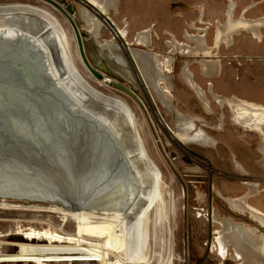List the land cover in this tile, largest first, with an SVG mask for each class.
<instances>
[{
    "label": "bare ground",
    "instance_id": "bare-ground-1",
    "mask_svg": "<svg viewBox=\"0 0 264 264\" xmlns=\"http://www.w3.org/2000/svg\"><path fill=\"white\" fill-rule=\"evenodd\" d=\"M75 3L77 7L73 13L67 8L69 14L75 18L68 14L66 16L75 26L76 35L73 34L68 23L61 19L63 15L60 18L47 7L29 1H1L0 66L2 70L8 68V63L2 60V57L5 56L4 51H10L11 46L15 47L11 50L14 58L17 56V66L25 65L24 71L31 68L35 73L29 64L21 61L23 60L21 56L24 55L31 63L36 62L39 72L35 75L37 77L35 79L43 85V92L46 94L47 90L53 92L55 97L52 98L54 101L58 100L56 103L60 106L58 109L62 111L63 116H67V119H72V116L75 123L78 122L93 133L94 140L99 138L97 142L95 141L97 147L105 146L112 152L113 157L110 155L104 166L100 164L106 169H103V172L100 171V174L97 171L98 176L92 180H87L79 173L75 184L67 183L73 194L64 191L65 194H62L65 196L59 197L49 196L47 189L41 190L39 185V187L35 185V182L43 185L50 182L49 174L51 173L44 164L47 162L48 153L32 155L36 158L31 159L33 163L39 164V166L36 165L37 169L32 170L34 173L32 176L40 177L38 179L17 181L3 177L0 170V207L21 208L17 201H11V198L15 197L49 203L47 208L33 207L34 210L39 211L58 212L61 209L57 205H63L76 224V232L73 235H66L58 231L32 230L26 234L24 245L26 248L43 250L41 253L47 257L48 254L58 256L60 264H91L93 260L98 261V264H147L154 257L152 248L160 238L159 233L165 230L167 234L168 231V236L172 238L175 227L172 224V216L165 207V194H163L165 184L162 171L156 165L149 152L151 149L149 150L147 146L144 115L150 116L157 128L156 131L165 136L169 145L184 136L188 140L187 143L191 145L202 148L217 146V140L206 135L202 129H199V136L204 134L206 137L190 143L188 136L195 131L196 127L194 120L188 119L176 105L178 100L174 96L175 85L172 77L175 64H178L181 80L197 94L206 111L213 113V103L222 108L227 106L231 110L232 122L236 126L260 136L261 153H259L263 156L264 105L236 96L226 98L216 94L212 84L208 86L209 92L198 84L191 64H197L200 67V72L203 73L201 76L205 80L219 78L222 72L220 59L209 57L214 49L208 44L207 34H205L207 30L197 35L186 32L184 35L186 42H179L174 37L166 43L170 52L162 55L150 49L154 45V33L151 29L139 31L133 43L128 44L131 36L128 19L124 21L123 28L118 27L117 24V21L122 18L121 0H75ZM256 7L257 5L249 7L237 19L235 17L237 6L234 2H230L226 21L219 22L217 26L218 47L220 44L233 47L236 37L244 33L262 41L264 18L250 20L246 17ZM196 29L192 25L190 30ZM104 30L111 35L109 40L102 39ZM79 37L88 63L81 53ZM71 39H76L78 42L81 62L84 66L92 74L96 71L103 76L99 79L93 74L99 79L96 85L86 81L79 73L77 63L74 64L70 51ZM4 46L6 49H3ZM212 56H215V53ZM190 57L199 59L190 63L187 61ZM93 66L97 70H93L91 68ZM7 72L13 78L15 77L12 71ZM118 80H122L124 82L122 86L133 94L123 91L127 95L120 96L103 90L112 85L115 87L114 84H118ZM163 111L169 116L168 121ZM47 119L49 121L50 118L47 117ZM51 123L50 129L46 126L48 130L40 131L43 136L41 138L44 140L42 142L46 141V147L51 146L50 152L57 150L59 152H56L57 154H62L63 150L55 145L61 136L53 132V126L55 125V131H57L58 124ZM222 125L221 121L219 128ZM32 138L39 143L35 136ZM32 165L26 161L18 163L17 167L28 169L33 168ZM236 165L239 173L247 172L239 161H236ZM10 170L13 169L8 171ZM191 170L197 173L199 169ZM56 176L62 177V175ZM249 188L251 193L237 198L225 197L220 191L217 193L233 213L249 216L258 225L264 227V214L251 206L248 201L250 196L258 194V188L254 185ZM96 213L107 218L108 227L112 225L111 236L123 238L121 252L110 249L104 240L99 241L97 245L95 241L86 239L85 231L90 228L89 225L97 224L98 216H94ZM214 222L220 228L215 234V247L222 257H226L231 248L240 264H264V232L220 213H215ZM7 237L17 239L19 235H0V238ZM46 258L38 259L36 264H47Z\"/></svg>",
    "mask_w": 264,
    "mask_h": 264
},
{
    "label": "rangeland",
    "instance_id": "rangeland-1",
    "mask_svg": "<svg viewBox=\"0 0 264 264\" xmlns=\"http://www.w3.org/2000/svg\"><path fill=\"white\" fill-rule=\"evenodd\" d=\"M19 1L38 3L55 12L60 18L63 15L61 19L65 23H68L73 34H75V26L68 21L66 16V14L70 15L67 10L69 6L73 10L76 9L75 0ZM230 2H234L237 6L235 13L237 19L253 5H257V7L251 10L246 17L250 20L264 18V0H121L122 18L117 21V24L118 27L123 28L124 21L128 19L131 29V36L128 39L129 45L133 43L136 33L144 29H151L154 33V45L150 49L162 55H167L170 52L166 43L169 40H173L174 37L179 42H186L184 38L186 32L197 35L207 30L205 34H207L208 44L214 49L212 51L213 54L209 55V57L220 59L222 72L219 78L205 80L201 76L200 67L197 64H191V69L196 76L198 84L205 91H208V86L211 83L218 95L226 98L236 96L247 100L238 96L239 89L244 90L240 83L243 76L241 72L243 67L241 66L253 65L256 62L264 64V33L262 41L256 40L244 33L242 36L236 37L233 47L229 48L225 44H220L218 47L217 26L219 22L224 23L226 21ZM70 17L75 18L72 15ZM74 22L76 23L75 20ZM192 25L197 29L190 30ZM110 37L111 35L104 30L102 39L109 40ZM123 42L126 44L125 41ZM0 45H2L1 42ZM70 45L71 56L73 61H75L74 64L76 65L77 63L76 67L79 73H81V76L86 81L91 82L92 85H96L99 79L81 62V53L77 40L71 39ZM13 48L15 49V47L11 46L12 50ZM3 49H6L5 46ZM11 49L10 51L3 50L5 52L3 55L5 56L2 59L8 63L7 67L9 69L7 68L5 71H12L15 76L14 80L17 83V56L14 58ZM214 53L215 56H212ZM24 57V55L20 57L23 58L21 61L29 64V67L31 66L35 74L38 75L39 70H37L38 66L36 62L31 63ZM192 57L186 58L187 61L193 63L199 59ZM232 65H234L235 71H227L228 68H232ZM91 68L97 70L94 66ZM89 73L91 75H88ZM172 77L175 85L174 96L178 100L176 105L188 119L194 120L196 127L195 131L188 136L190 143H195L208 135L217 140V146L214 148H202L194 144L191 145L187 143L188 140L184 136L179 137L178 140L169 145L165 136L156 131L157 128L150 119V116L148 114L144 115L147 146L148 149H151H149V152L155 160L156 165L162 171L165 184L163 190V194H165V207L170 212V216L173 219L172 224L175 227L172 238L168 236V231L167 234L165 230L159 233L160 238L157 239L152 248L154 257L147 264H240L231 248L226 257H222L216 249L215 234L220 228L214 222V215L215 213H220L224 216H231L236 221L244 222L251 226L257 227V225L248 218L249 216L241 217L233 213L218 196L217 191H220L225 197L230 196L231 198L240 197L245 192V189L242 187L241 174L237 170L238 166L236 168V161H239L251 173L249 180L261 185L262 197L264 198V156L260 154L259 150L261 138L255 133L250 132V134L248 131L236 126L232 122V113L227 106L222 108L213 103V113L206 111L197 94L181 80L177 63L174 66ZM117 83L123 85L124 82L118 80ZM253 83L254 79H252L251 84ZM103 90L116 93L120 96H125L124 94H126L113 87V85L103 88ZM245 92L248 91L246 90ZM47 94L50 98L55 97L53 92L49 90H47ZM247 95L258 100L264 99V93L260 94L258 91H253V89ZM210 99L213 101L212 98ZM56 100L55 102H58ZM55 106H57L55 108L56 112L51 111L52 114L48 118H50L49 123L57 121L59 122L57 128L59 130L62 128L57 133L59 137L61 136V139L57 140V144H55L57 145L56 147H60L63 150L62 154H57V150L56 152L54 151L55 153L50 152L52 149H49L51 148L49 143L48 147L44 148L42 145V148V146H39V143H36L31 138L28 140L29 144L26 146V150L22 149L21 151L22 154L20 155L22 159L19 158L20 160H17V162L25 163L27 161L29 163L28 161H31L30 164H33V168H19L17 167L18 163L17 166H7L3 164L5 163L3 160H0V167H3L0 170L3 177L13 178L17 181L38 179L40 177L32 176V174L34 175L32 170L37 169L36 165L39 166L38 163H33V158H36L32 157V155L36 156L42 154V152L48 153L47 162L44 164H46V168L51 173L49 174V185L39 184L38 182H35V185L37 187L40 186L41 190L47 189L49 196L60 197L61 195L65 196L63 195L65 192L73 194L72 189L67 183H76L80 174L84 178L86 177L87 180H92L98 176L97 171H99V174L100 171L103 172V169L106 168L101 166H104L108 162L107 158L110 155L113 157V154L105 146L97 147L98 145L95 141L97 142L99 138L94 140L93 133L86 130L78 122V124L75 123L76 121L72 116L73 120L67 119V116H63L62 111L58 109L60 106L57 103ZM163 114L168 121L169 116L164 111ZM221 121L223 125L219 128ZM53 129V132H56L55 125ZM199 129H202L206 135L199 136ZM91 131L94 132L93 130ZM39 149L43 150L40 151ZM55 168L58 169L56 170ZM193 168L199 169L197 173L191 170ZM9 169L13 170L8 171ZM58 170L61 172H58ZM56 175H62V177H57ZM61 181L63 183L60 184ZM52 184L56 186L54 187ZM45 185L51 188H45ZM11 201H17V204L21 205V208L0 207V235L17 234L19 238H0V264H36L38 259L42 257L45 259L47 257L41 253L43 250L24 247L26 244V234L32 230L58 231L63 234L66 233V235H73L76 232V224L71 220V214L65 211L66 208L63 205H57L61 209L58 212H50L33 209L34 206L47 208L49 203L45 201H28L26 198L20 197L11 198ZM94 216H98L96 220L97 224L89 225L90 228L85 231L86 239L95 241L94 243H97V245L99 241L104 240L110 249L121 252L123 238L121 236H117L116 238L111 236L113 234L112 225L110 227L107 226L109 222H107L106 217L98 213L94 214ZM260 230L264 231V229ZM53 253H55L54 250ZM45 263L60 264L58 256H50V254H48ZM91 264H98V261L94 262L93 260Z\"/></svg>",
    "mask_w": 264,
    "mask_h": 264
},
{
    "label": "water",
    "instance_id": "water-1",
    "mask_svg": "<svg viewBox=\"0 0 264 264\" xmlns=\"http://www.w3.org/2000/svg\"><path fill=\"white\" fill-rule=\"evenodd\" d=\"M68 10L73 13L71 6L68 7ZM78 36H80L79 33ZM79 44L81 53L86 60L80 37ZM23 68V64L17 66L16 83L14 78L4 69L3 72L2 67H0V160L5 162L3 164L11 165L12 167L17 166V160L19 161V158H21L22 149L26 148L28 140L33 136L38 139L39 146L43 145L46 148L45 145L47 143L46 141L42 142L43 139L41 137L43 136L40 131L44 132L50 129L49 127L52 126V123H49L47 117L52 114L51 111L56 112L55 108H57L53 98L43 92L42 86L37 82V77L33 70L27 69V71H24ZM93 74L99 79L103 78L96 71H93ZM109 75L114 77L111 73ZM114 86L119 90L133 94L120 84H114ZM57 113L60 114L59 112ZM57 123L59 126V122ZM46 126H48V129ZM61 130L62 128L60 130L57 128L56 133ZM28 162L30 164L31 161ZM45 187L47 186L45 185Z\"/></svg>",
    "mask_w": 264,
    "mask_h": 264
},
{
    "label": "crops",
    "instance_id": "crops-1",
    "mask_svg": "<svg viewBox=\"0 0 264 264\" xmlns=\"http://www.w3.org/2000/svg\"><path fill=\"white\" fill-rule=\"evenodd\" d=\"M241 67H243V69L241 71L243 73V76L240 80V83L242 84L241 86H243L244 90L239 89V93H238L239 95L238 96L245 98L248 101L255 102V103L260 104V105H264V99L258 100V99H254L252 96L247 95V93L252 89H253V91L254 90L258 91L260 94L264 93V76H263L264 64L256 62L253 65H249V66L247 65V66H241ZM227 71L234 72L235 71L234 65H232V68H228ZM202 74L203 73H201V75ZM252 79H254L253 84H251ZM246 86L248 87L247 89H246ZM246 90L248 92H245ZM208 92H209V89H208ZM232 97H230V98H232ZM245 169L248 172V176H240L238 174L240 177H242V187L245 189V192L242 195L249 194V192H250V188H247L246 182L257 184L258 185V194L254 195V196H250L248 201H249V204L251 206H253L254 208H257V210H259L260 212H262L264 214V198L262 197L261 185L254 182V181L249 180V178H251V173L249 172V170L246 167H245ZM242 195H240V196H242ZM228 197H230V196H228ZM241 217H247V216H241ZM248 218L251 219L250 217H248ZM254 223L257 225V227H255V226H252V227L257 228L258 231H260V232H264V231L260 230V229H264V227H261L256 222H254Z\"/></svg>",
    "mask_w": 264,
    "mask_h": 264
},
{
    "label": "flooded vegetation",
    "instance_id": "flooded-vegetation-1",
    "mask_svg": "<svg viewBox=\"0 0 264 264\" xmlns=\"http://www.w3.org/2000/svg\"><path fill=\"white\" fill-rule=\"evenodd\" d=\"M236 168H237V165H236ZM239 173V172H238ZM239 174H241V176H247L248 175V172H245L244 171V173L242 174V172L241 173H239ZM257 186L255 183H250V182H246V186L249 188L250 186ZM258 188V187H257ZM249 193H251V189H250V192Z\"/></svg>",
    "mask_w": 264,
    "mask_h": 264
}]
</instances>
